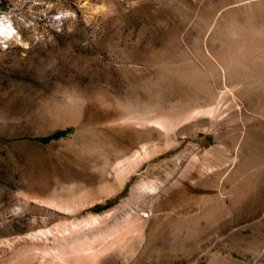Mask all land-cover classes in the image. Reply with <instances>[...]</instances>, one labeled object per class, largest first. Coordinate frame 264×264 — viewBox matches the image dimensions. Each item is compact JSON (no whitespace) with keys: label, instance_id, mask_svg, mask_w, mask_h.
I'll list each match as a JSON object with an SVG mask.
<instances>
[{"label":"rangeland","instance_id":"374dc122","mask_svg":"<svg viewBox=\"0 0 264 264\" xmlns=\"http://www.w3.org/2000/svg\"><path fill=\"white\" fill-rule=\"evenodd\" d=\"M3 15L0 264H264V0Z\"/></svg>","mask_w":264,"mask_h":264},{"label":"clouds","instance_id":"9594fccd","mask_svg":"<svg viewBox=\"0 0 264 264\" xmlns=\"http://www.w3.org/2000/svg\"><path fill=\"white\" fill-rule=\"evenodd\" d=\"M2 20L5 22V25L3 26L4 37L7 38L9 36L14 35L15 30L11 28V26L7 23L9 20V17L7 15H3Z\"/></svg>","mask_w":264,"mask_h":264},{"label":"trees","instance_id":"16d2710c","mask_svg":"<svg viewBox=\"0 0 264 264\" xmlns=\"http://www.w3.org/2000/svg\"><path fill=\"white\" fill-rule=\"evenodd\" d=\"M64 132H66V129H64V130H59V131H57V132H55V133H53V134L46 135V136H43V137H37V138H40V139H50V138H52V137H55V136L61 135V134H63Z\"/></svg>","mask_w":264,"mask_h":264},{"label":"snow or ice","instance_id":"6c2138e0","mask_svg":"<svg viewBox=\"0 0 264 264\" xmlns=\"http://www.w3.org/2000/svg\"><path fill=\"white\" fill-rule=\"evenodd\" d=\"M11 36L7 37V38H10ZM3 39H5L4 37V33H3V22L0 21V42L3 41Z\"/></svg>","mask_w":264,"mask_h":264}]
</instances>
